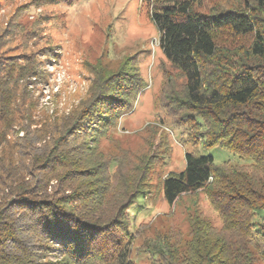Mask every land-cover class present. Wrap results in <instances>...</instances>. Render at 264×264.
I'll list each match as a JSON object with an SVG mask.
<instances>
[{
    "label": "rangeland",
    "instance_id": "obj_1",
    "mask_svg": "<svg viewBox=\"0 0 264 264\" xmlns=\"http://www.w3.org/2000/svg\"><path fill=\"white\" fill-rule=\"evenodd\" d=\"M150 4L0 0V222L17 238L0 247V264L66 263L58 240L38 234L16 202L22 188L36 199L74 194L79 201L71 205L93 223L117 215L118 227L106 225L99 238L104 253L72 264H117L120 250L132 264H165L168 251L185 249L194 219L222 227L206 187L167 205L162 180L183 169L186 152L209 155L227 170L251 172L253 162L221 145L205 147L204 121L184 103V78L161 53ZM192 9H253L264 20L255 0H193ZM212 37L219 56L232 63L242 62L251 42L249 35L233 37L225 29ZM123 62L136 69L143 87L93 142L76 128L77 114L95 87L94 69L115 72ZM65 146L69 163L58 155ZM139 176V189L128 197L125 188ZM260 221L264 210L251 218L255 228Z\"/></svg>",
    "mask_w": 264,
    "mask_h": 264
},
{
    "label": "trees",
    "instance_id": "obj_2",
    "mask_svg": "<svg viewBox=\"0 0 264 264\" xmlns=\"http://www.w3.org/2000/svg\"><path fill=\"white\" fill-rule=\"evenodd\" d=\"M255 1L264 8V0ZM192 2L151 0L149 18L158 33V46L170 66L184 78V103L204 121L205 147L221 145L251 159L253 167L251 172L227 170L216 167L209 155L184 154L183 169L162 180L163 199L172 205L181 195L206 187L222 227L216 230L207 221L194 219L185 249L182 253L168 251L170 259L165 264H264V221L258 222L257 228L251 222L255 211L264 210V20L253 9L200 13L192 9ZM220 29L233 37H251L242 62L232 63L219 56L212 33ZM207 65L213 70L208 71ZM94 74L95 87L90 89L75 123L79 132L96 142L142 89L143 81L127 62L115 72L97 66ZM61 150L59 158L69 163L66 146ZM141 181L139 176L124 194L131 191L129 197L136 193ZM20 190L16 202L27 211L38 234L58 240L64 264L95 260L104 253L106 245L102 246L99 238L107 231L106 225L118 227L117 215L93 223L81 208L71 205L79 201L74 194L36 199L34 191ZM87 197L96 201L93 196ZM0 223L4 225L0 226V247L7 240L17 242L10 228ZM115 259L117 264H132L121 250Z\"/></svg>",
    "mask_w": 264,
    "mask_h": 264
}]
</instances>
